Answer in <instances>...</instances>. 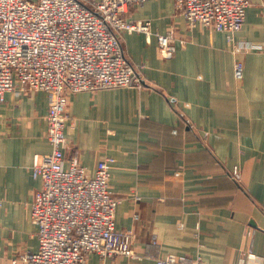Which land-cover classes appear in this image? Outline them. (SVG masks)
<instances>
[{
	"label": "crops",
	"instance_id": "crops-1",
	"mask_svg": "<svg viewBox=\"0 0 264 264\" xmlns=\"http://www.w3.org/2000/svg\"><path fill=\"white\" fill-rule=\"evenodd\" d=\"M175 7L147 0L128 12L152 22L150 38L121 33L143 87L70 94L67 164L77 158L94 175L100 160L113 158L116 228L134 233L135 256L91 253L89 264H157L169 253L264 264V0H251L235 34L254 46L241 51L226 32L192 26ZM171 29L176 52L166 58L155 33ZM49 106L42 90L0 97V264H25L24 254L38 249L31 206L41 181L32 165L51 151ZM235 164L240 182L230 175Z\"/></svg>",
	"mask_w": 264,
	"mask_h": 264
},
{
	"label": "built area",
	"instance_id": "built-area-1",
	"mask_svg": "<svg viewBox=\"0 0 264 264\" xmlns=\"http://www.w3.org/2000/svg\"><path fill=\"white\" fill-rule=\"evenodd\" d=\"M147 0H0V97L16 90H42L50 98L48 139L51 151L34 157L33 176L41 181L31 206L38 226V249L27 251L25 264H89V255L135 256L134 233L118 230L115 214L121 200L110 188L113 158L98 162L94 175L79 159L68 164L69 96L86 90L143 87L126 56L121 33L153 34L150 20H131L130 7ZM192 26L202 24L235 34L246 20L251 0H174ZM164 57L176 52L175 32L155 33ZM237 79L245 65L237 60ZM235 174L237 172L235 171ZM157 264H205L169 253Z\"/></svg>",
	"mask_w": 264,
	"mask_h": 264
},
{
	"label": "rangeland",
	"instance_id": "rangeland-1",
	"mask_svg": "<svg viewBox=\"0 0 264 264\" xmlns=\"http://www.w3.org/2000/svg\"><path fill=\"white\" fill-rule=\"evenodd\" d=\"M162 1V0H161ZM175 3V2H174ZM142 4L141 3H135V4H133L131 7H130V9H132V8H136V7H138V6H141ZM176 6V5H175ZM176 8V10L178 11V9H177V7H175ZM134 21H137V20H134ZM245 47H244V50H246V49H250V48H253L254 46L253 45H244ZM69 100H70V96H69ZM235 171L237 172V174H235ZM242 173H243V171H242V166L240 165V164H235L234 166H233V168L231 169V173H230V175H231V178L235 181V182H240L241 180H242V178H243V176H242ZM133 257V256H132Z\"/></svg>",
	"mask_w": 264,
	"mask_h": 264
}]
</instances>
